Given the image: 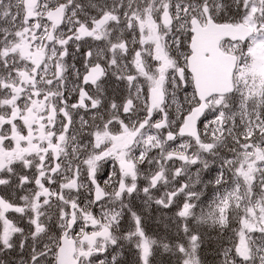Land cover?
<instances>
[{
  "label": "snow or ice",
  "instance_id": "obj_1",
  "mask_svg": "<svg viewBox=\"0 0 264 264\" xmlns=\"http://www.w3.org/2000/svg\"><path fill=\"white\" fill-rule=\"evenodd\" d=\"M225 7L0 0V264H205L209 230L218 264H264V0Z\"/></svg>",
  "mask_w": 264,
  "mask_h": 264
},
{
  "label": "trees",
  "instance_id": "obj_2",
  "mask_svg": "<svg viewBox=\"0 0 264 264\" xmlns=\"http://www.w3.org/2000/svg\"><path fill=\"white\" fill-rule=\"evenodd\" d=\"M144 213L146 217V227L149 233H154L158 231H162L164 228V224L160 222V217L162 213L158 211V206L155 208H145L144 206ZM175 211V208L172 209ZM167 213V210H165ZM217 234L214 231H207L205 233V241L201 248V257L205 261V264H216V261L219 259L216 255L217 250ZM122 255L118 257L120 259L121 264H132V260L134 258V249L125 246L124 249H121ZM111 249L109 250L108 259H111ZM157 260L159 264H168V254L161 253L157 256Z\"/></svg>",
  "mask_w": 264,
  "mask_h": 264
},
{
  "label": "flooded vegetation",
  "instance_id": "obj_3",
  "mask_svg": "<svg viewBox=\"0 0 264 264\" xmlns=\"http://www.w3.org/2000/svg\"><path fill=\"white\" fill-rule=\"evenodd\" d=\"M81 2L86 6V10H88V11L90 12V14H95V13H94V10H92V9H90V8H87V6H88L90 3H92V2H96V0H81ZM101 2H102V0H101ZM223 3L225 4L226 7H225V9H224V13H222V14H226V15H229V16L232 15V14L235 12V0H223ZM67 62H68L69 64H72V63H73V60H72V57H71V56H69V57L67 58ZM76 63H77V67H80V66H81V61H80L79 59H77ZM116 87H117V84H116L114 78L108 81L109 94H111V90L114 89V88H116ZM119 88H120V90L123 92V90H124V85H122V84L119 85ZM182 96H183V94H181V97H182ZM157 118H158V117H157ZM201 130H202V125H201ZM176 143L178 144V143H180V141L178 140ZM176 166H177V167L180 166V162L177 161V162H176ZM211 166H212V167H210V168H212V170H215V171H216L218 165L213 164V165H211ZM144 167H146V165H145ZM196 167H197V166H192V168H191L192 173H195ZM111 168H112V162H111V160L109 159V160H107V161L104 162V164H103V166H102V168H101V171H100V173H99V176H100V182H101V183H103V180L107 177V173H108V171H109ZM202 174H203V173H202ZM143 186H144V182L141 181V182H140V187L142 188ZM134 203H135L137 206H139V207H143V206H144V205H143V194H142V193L140 194V198H136V199H134ZM151 207L155 208L156 205H155V204H152ZM151 207H150V208H151ZM173 208H174V207H173ZM93 211L96 212L97 214H99V207H98V206H97V207H94ZM197 211H199V209H197ZM167 213H168L169 215H171L170 212H167ZM89 230H91V229H89ZM13 259H19V257L16 256L15 254H9V255H7V256H5L4 254H0V261H4V260H13ZM216 264H218V260L216 261Z\"/></svg>",
  "mask_w": 264,
  "mask_h": 264
},
{
  "label": "rangeland",
  "instance_id": "obj_4",
  "mask_svg": "<svg viewBox=\"0 0 264 264\" xmlns=\"http://www.w3.org/2000/svg\"><path fill=\"white\" fill-rule=\"evenodd\" d=\"M208 118L211 119L210 116ZM210 167H212V166H210ZM215 173H216V171L212 170V168H210V171L203 172L202 179L206 182L209 179H211L212 176L215 175ZM197 190L198 191H201V190L203 191L204 195L201 197V200L203 201L204 206L206 207L207 203L211 200L212 195H213L212 186H209L208 188H204V185L200 184V185H197Z\"/></svg>",
  "mask_w": 264,
  "mask_h": 264
}]
</instances>
